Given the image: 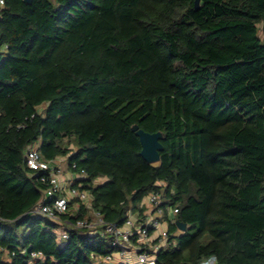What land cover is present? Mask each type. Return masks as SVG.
<instances>
[{"label":"trees","instance_id":"trees-1","mask_svg":"<svg viewBox=\"0 0 264 264\" xmlns=\"http://www.w3.org/2000/svg\"><path fill=\"white\" fill-rule=\"evenodd\" d=\"M261 26L264 0H4L0 264H98L117 249L73 225L91 209L122 225L150 193L176 242L155 264H264ZM134 124L163 132L158 162ZM35 145L93 197L62 216L64 243L31 212L45 187L27 165Z\"/></svg>","mask_w":264,"mask_h":264},{"label":"built area","instance_id":"built-area-1","mask_svg":"<svg viewBox=\"0 0 264 264\" xmlns=\"http://www.w3.org/2000/svg\"><path fill=\"white\" fill-rule=\"evenodd\" d=\"M3 4L4 0H0V5ZM26 160L31 170L41 173L40 180L45 185L42 199L34 206L32 214L47 217L58 225H64L68 221L62 219V216L71 212L73 200H77L78 205L85 204L86 207H91L93 197L89 191L81 190L72 183L68 188L63 185L64 169L57 159L47 160L38 146H33L27 150ZM161 203L158 193H150L144 199L143 204L146 209L151 208V212H146L144 218L141 219L138 217L139 214L136 216L130 212L128 219L122 225L105 221L100 212L90 208L92 216L78 219L73 226L87 229L90 234L108 237L110 244L117 249L114 254L95 257V262L98 264H117L116 256L128 259L131 254L135 255L134 264H155L157 254L162 248L176 245L175 241H170L168 227L160 230L165 220V211ZM79 208L80 206L76 207L77 211ZM167 211L169 219L174 221V215L178 210L169 207ZM70 225L68 223V226L62 229L58 227L55 229V235L61 243L69 238ZM157 230L159 234L156 238L157 243H155L156 240H152V232ZM32 257L44 258L41 252H33ZM201 264H217V259L213 256Z\"/></svg>","mask_w":264,"mask_h":264},{"label":"water","instance_id":"water-1","mask_svg":"<svg viewBox=\"0 0 264 264\" xmlns=\"http://www.w3.org/2000/svg\"><path fill=\"white\" fill-rule=\"evenodd\" d=\"M26 3H31L32 0H24ZM200 0H196V6H199ZM132 130L135 131L136 135L140 138L142 145L141 155L149 163H155L160 160V152L164 149L162 144L163 132H147L140 128L138 124L132 125ZM179 230L186 231L187 224L181 221L176 222Z\"/></svg>","mask_w":264,"mask_h":264},{"label":"crops","instance_id":"crops-1","mask_svg":"<svg viewBox=\"0 0 264 264\" xmlns=\"http://www.w3.org/2000/svg\"><path fill=\"white\" fill-rule=\"evenodd\" d=\"M57 160L60 162V164L62 165V167L64 169V175L62 176L63 185L66 188H68L70 186L69 185L70 183H72V185H75L77 180L82 178V176L70 172L67 168H65V165L63 166V162L65 161L64 157L57 158ZM71 208H72V210H71L72 212L77 211L75 204H73ZM151 210H152L151 208H148V209L145 208L144 211L142 212V214H140L139 211L138 212H131V214L136 215V216H138V214H139L140 216H138V217L141 219V218H144V214L146 212H151ZM88 213L90 216H92L91 211H89ZM64 226H68V223L66 222V223H64V225L61 224L58 226V228L62 229V227H64ZM166 227H168V223H167V220H164L163 224L160 226V230L164 229ZM158 234H159V230L152 232V240H154V241L156 240L155 243H157L156 238H157ZM116 260H117V264H121V263H127V264L132 263V264H134L136 262L134 254H131L128 259H123V258H120L119 256H116Z\"/></svg>","mask_w":264,"mask_h":264},{"label":"rangeland","instance_id":"rangeland-1","mask_svg":"<svg viewBox=\"0 0 264 264\" xmlns=\"http://www.w3.org/2000/svg\"><path fill=\"white\" fill-rule=\"evenodd\" d=\"M260 36L264 39V33H263V29L262 26L260 27ZM36 146V145H35ZM65 165V168H67V161L65 158V161L63 162V166ZM73 203L76 205V207H78L79 205L73 200Z\"/></svg>","mask_w":264,"mask_h":264}]
</instances>
